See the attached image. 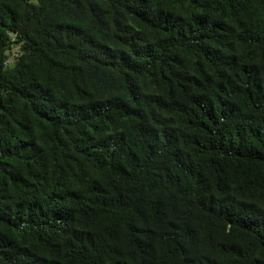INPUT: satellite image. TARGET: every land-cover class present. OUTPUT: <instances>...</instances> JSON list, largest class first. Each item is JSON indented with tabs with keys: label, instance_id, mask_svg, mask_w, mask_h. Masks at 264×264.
Listing matches in <instances>:
<instances>
[{
	"label": "trees",
	"instance_id": "obj_1",
	"mask_svg": "<svg viewBox=\"0 0 264 264\" xmlns=\"http://www.w3.org/2000/svg\"><path fill=\"white\" fill-rule=\"evenodd\" d=\"M0 264H264V0H0Z\"/></svg>",
	"mask_w": 264,
	"mask_h": 264
},
{
	"label": "built area",
	"instance_id": "obj_2",
	"mask_svg": "<svg viewBox=\"0 0 264 264\" xmlns=\"http://www.w3.org/2000/svg\"><path fill=\"white\" fill-rule=\"evenodd\" d=\"M15 56H17L16 52L12 54L11 58L8 60V63H11Z\"/></svg>",
	"mask_w": 264,
	"mask_h": 264
},
{
	"label": "water",
	"instance_id": "obj_3",
	"mask_svg": "<svg viewBox=\"0 0 264 264\" xmlns=\"http://www.w3.org/2000/svg\"><path fill=\"white\" fill-rule=\"evenodd\" d=\"M22 53H26L27 51L26 50H21Z\"/></svg>",
	"mask_w": 264,
	"mask_h": 264
}]
</instances>
